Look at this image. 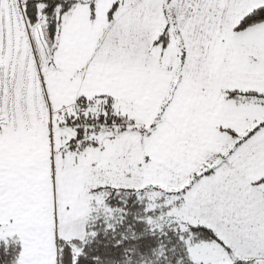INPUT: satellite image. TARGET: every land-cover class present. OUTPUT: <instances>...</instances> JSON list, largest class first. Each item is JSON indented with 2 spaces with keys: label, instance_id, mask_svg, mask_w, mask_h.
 <instances>
[{
  "label": "snow or ice",
  "instance_id": "6c2138e0",
  "mask_svg": "<svg viewBox=\"0 0 264 264\" xmlns=\"http://www.w3.org/2000/svg\"><path fill=\"white\" fill-rule=\"evenodd\" d=\"M0 264H264V0H0Z\"/></svg>",
  "mask_w": 264,
  "mask_h": 264
}]
</instances>
